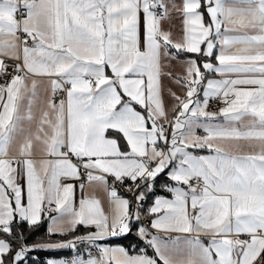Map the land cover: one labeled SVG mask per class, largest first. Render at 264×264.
I'll return each mask as SVG.
<instances>
[{"label":"snow or ice","instance_id":"6c2138e0","mask_svg":"<svg viewBox=\"0 0 264 264\" xmlns=\"http://www.w3.org/2000/svg\"><path fill=\"white\" fill-rule=\"evenodd\" d=\"M0 264H264V0H0Z\"/></svg>","mask_w":264,"mask_h":264},{"label":"crops","instance_id":"0c3cea01","mask_svg":"<svg viewBox=\"0 0 264 264\" xmlns=\"http://www.w3.org/2000/svg\"><path fill=\"white\" fill-rule=\"evenodd\" d=\"M166 27H167V25H166ZM179 27H180V25H179V21H176V27H175V29H174V32L177 33V34L179 33ZM165 71H172V72H174V73L179 74V73L182 72V69L179 67V65L173 64L171 67L166 68ZM164 83H165V86H166V87H172L174 91H179V90L176 89L175 86H174L170 81H168L167 79H165ZM165 98H166V102H167V104L169 105V107H171L172 101L169 100V99L167 98V96H166Z\"/></svg>","mask_w":264,"mask_h":264},{"label":"trees","instance_id":"16d2710c","mask_svg":"<svg viewBox=\"0 0 264 264\" xmlns=\"http://www.w3.org/2000/svg\"><path fill=\"white\" fill-rule=\"evenodd\" d=\"M45 229H46V225L44 227H42L40 229V231L36 234L37 236H42L45 232ZM39 255L41 256V258H44L45 255H54L56 256L57 258L63 256V257H69L71 255V253L69 251H63V252H59V253H39Z\"/></svg>","mask_w":264,"mask_h":264},{"label":"built area","instance_id":"2783aa9c","mask_svg":"<svg viewBox=\"0 0 264 264\" xmlns=\"http://www.w3.org/2000/svg\"><path fill=\"white\" fill-rule=\"evenodd\" d=\"M219 105H217V104H215V103H213V105H212V107L213 108H216V107H218ZM200 134H203V133H200ZM122 191H123V189H121Z\"/></svg>","mask_w":264,"mask_h":264}]
</instances>
